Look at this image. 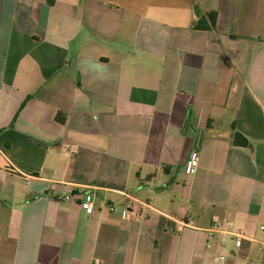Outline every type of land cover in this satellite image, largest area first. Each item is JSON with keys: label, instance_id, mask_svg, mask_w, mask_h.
<instances>
[{"label": "crops", "instance_id": "crops-1", "mask_svg": "<svg viewBox=\"0 0 264 264\" xmlns=\"http://www.w3.org/2000/svg\"><path fill=\"white\" fill-rule=\"evenodd\" d=\"M0 200V264H264V0H0Z\"/></svg>", "mask_w": 264, "mask_h": 264}, {"label": "built area", "instance_id": "built-area-1", "mask_svg": "<svg viewBox=\"0 0 264 264\" xmlns=\"http://www.w3.org/2000/svg\"><path fill=\"white\" fill-rule=\"evenodd\" d=\"M198 163H199V154H198L197 151L194 150L191 153L190 161H189V168H188V170H189V172L191 174H194L197 171V169H198ZM129 197L132 198L131 196H129ZM137 204H138V201L136 199L132 198V202L129 205L130 210L135 209L136 206H137ZM82 208L85 210V212L88 215L92 214L95 211V204H94V201H93L91 195H87L86 196V199L82 202ZM129 216H130V212L129 211H126L123 214V217L126 218V219H128ZM261 229H264V227H261ZM210 231L223 233V231L222 230H218L217 227L210 229ZM232 235L235 236L238 240H242V239H248V240H250V238H248L247 236H245L244 234L239 233V232L238 233L234 232V233H232ZM262 244L264 245V242H262ZM218 259L220 261H222V260L225 259V257L219 255L218 256Z\"/></svg>", "mask_w": 264, "mask_h": 264}, {"label": "trees", "instance_id": "trees-1", "mask_svg": "<svg viewBox=\"0 0 264 264\" xmlns=\"http://www.w3.org/2000/svg\"><path fill=\"white\" fill-rule=\"evenodd\" d=\"M216 19H217V13L216 12H209V13L206 14V17L205 18H202L200 20V22L198 23V27L201 26V24L203 23V21L209 20L211 22V25L210 26L213 28L215 26ZM58 120H63L61 114L58 115ZM1 205H2V201L0 200V206Z\"/></svg>", "mask_w": 264, "mask_h": 264}]
</instances>
